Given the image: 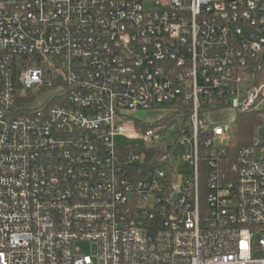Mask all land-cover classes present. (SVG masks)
I'll return each mask as SVG.
<instances>
[{
  "label": "built area",
  "instance_id": "2783aa9c",
  "mask_svg": "<svg viewBox=\"0 0 264 264\" xmlns=\"http://www.w3.org/2000/svg\"><path fill=\"white\" fill-rule=\"evenodd\" d=\"M225 106L264 120V0H0V264H264Z\"/></svg>",
  "mask_w": 264,
  "mask_h": 264
},
{
  "label": "rangeland",
  "instance_id": "374dc122",
  "mask_svg": "<svg viewBox=\"0 0 264 264\" xmlns=\"http://www.w3.org/2000/svg\"><path fill=\"white\" fill-rule=\"evenodd\" d=\"M54 89H46L44 87L32 88L30 89L29 96H33L35 99L34 101H29L27 104H24V107L33 108L38 106L43 101L51 99L53 95ZM37 98V99H36ZM172 110L166 104L161 106H156V108H149V109H140L137 113H135V117L142 120L145 124H152L157 120L161 119L162 117L167 116ZM238 113L234 108L230 106H225L220 109H213L209 110L206 113L201 112V117L206 124L209 125H223L224 123H229L233 127L236 125V121L238 119ZM259 126L260 134L264 135V120L257 123ZM175 126L173 127L174 130ZM171 136V135H169ZM116 142L125 143V144H134L137 143L136 140H128L123 136H117L115 139ZM86 250L85 247H83Z\"/></svg>",
  "mask_w": 264,
  "mask_h": 264
},
{
  "label": "trees",
  "instance_id": "16d2710c",
  "mask_svg": "<svg viewBox=\"0 0 264 264\" xmlns=\"http://www.w3.org/2000/svg\"><path fill=\"white\" fill-rule=\"evenodd\" d=\"M31 96H26L30 100ZM22 105V104H21ZM20 110H24L21 108ZM238 119L236 121V147L246 145L249 143L250 135L253 133L256 124L258 123V118L255 114H241L238 113Z\"/></svg>",
  "mask_w": 264,
  "mask_h": 264
}]
</instances>
